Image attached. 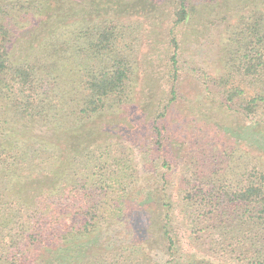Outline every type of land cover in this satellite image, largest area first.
<instances>
[{
  "label": "trees",
  "instance_id": "trees-1",
  "mask_svg": "<svg viewBox=\"0 0 264 264\" xmlns=\"http://www.w3.org/2000/svg\"><path fill=\"white\" fill-rule=\"evenodd\" d=\"M53 1L42 19L38 0H0V264H49L50 250L62 263L71 237L96 229L80 264L170 253L174 207L130 204L128 144L151 169L140 177L151 196L175 183L190 239L211 237L214 258L186 264H264V148L226 128L236 116L264 140V0H115L104 13L97 0ZM208 15L232 28L217 73L193 53Z\"/></svg>",
  "mask_w": 264,
  "mask_h": 264
},
{
  "label": "rangeland",
  "instance_id": "rangeland-1",
  "mask_svg": "<svg viewBox=\"0 0 264 264\" xmlns=\"http://www.w3.org/2000/svg\"><path fill=\"white\" fill-rule=\"evenodd\" d=\"M43 5L42 9V19H45L49 17L50 15L57 10L58 6L53 0H38ZM79 1V0H77ZM115 0H97L92 6L91 9L95 13H104L108 10H116V7L114 6ZM148 3H153V0H136L134 3L130 4L132 7L135 6H145L148 9ZM129 6V5H128ZM213 13L218 15L220 12L217 11L215 7H213ZM214 16H207V21L211 22L209 26H202L199 22L196 21L195 25L198 26L197 30V37L199 40H197V47L193 48V53L199 57L198 63L201 65L204 64L205 68H210V70H214V73H217V67L223 66V61L221 63L220 57L221 52L220 48L223 46L226 42L225 37L228 36L230 31L232 30L231 27L226 26V17H223L221 20L216 19V21H211ZM222 16H220L221 18ZM204 18L202 17V20ZM231 25L235 23V19L229 18L228 21ZM197 29V28H196ZM192 57L191 53L187 55V58ZM220 64V66H219ZM217 65V66H216ZM216 66V68H214ZM183 78L185 82V90L189 92L190 94L194 95L195 97L193 100L199 102V96H201L200 90L196 87V85L193 83L194 80L191 77V73H188L186 71H183ZM264 110V108H263ZM240 122L237 120L236 116H232L231 118V125L227 126L226 128H230L233 130V134H237V138L231 136L230 132L226 135H230V137L235 141V143L241 142L244 143L245 147L248 148L250 151L256 150H262L261 147L264 148V140L261 137V133L257 132L250 122H240V124L236 125V122ZM240 138V139H239ZM225 140V138H221ZM230 140H228L226 143H229ZM130 149L133 151L135 162L133 163L136 165V171L137 176L139 178L137 181L131 184L129 189L131 190V201L130 204H161L163 203H169L172 204L174 207V214L173 220H171V226L172 230L174 231V241L175 245L170 251V253H164L162 249L154 247L153 250H150L149 254L155 260L154 263L156 264H164L165 260H170L169 264H186L190 263L191 260L195 257V255H206L211 258H214L213 255L208 251V246L210 244L211 237L206 236L204 234L203 238H201L198 242L194 239H190V225L187 224L186 220L183 218L182 213L180 212V207L177 204H182L180 199L177 198V195L175 193V183H172L168 186V190L164 191L163 194H158L156 197L151 196V189L149 188L148 184L144 183L142 180H140V177L142 175L150 174L151 169L150 167H143L141 165V161L139 156H136L135 150H137V145L133 146L131 144H128ZM109 170L105 171L108 173ZM174 174H179V166H176V169L173 170ZM136 177V176H135ZM137 182V183H136ZM174 182V181H171ZM101 231V230H100ZM116 229L112 228L109 230L108 234L112 235V237H115ZM100 233V232H99ZM97 232V229L94 232L87 233V234H78L71 237L69 242H67L66 246L70 249V256L67 260H65L62 263L59 264H80L81 257L79 258V255L81 254V250L78 249L79 247L82 249V246H86L87 244H92L96 241H100V239L104 236V234H99ZM99 234V235H98ZM92 241V242H91ZM201 243L199 245L198 243ZM159 243V242H158ZM110 244V243H109ZM199 245L200 248L197 246ZM80 250V251H79ZM51 250L47 253V260L50 264L51 259L53 258V255L51 254ZM195 254V255H194Z\"/></svg>",
  "mask_w": 264,
  "mask_h": 264
}]
</instances>
